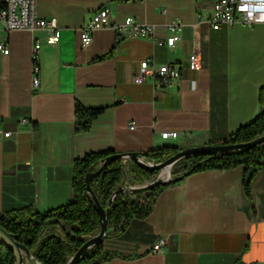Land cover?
Here are the masks:
<instances>
[{
	"label": "crops",
	"instance_id": "0c3cea01",
	"mask_svg": "<svg viewBox=\"0 0 264 264\" xmlns=\"http://www.w3.org/2000/svg\"><path fill=\"white\" fill-rule=\"evenodd\" d=\"M213 2L37 0V16L57 21L60 39L52 45L44 29L31 34L0 24V42L9 47L8 54L0 52V212L67 204L74 160L89 153L220 144L253 121L264 85V22L214 29L208 20ZM105 5L110 24L81 47L79 28ZM128 16L154 24L161 38L179 20L181 38L169 48L121 37L112 24ZM33 39L42 43L36 90L30 84ZM192 54L199 69L190 68ZM147 58L176 65L179 76L162 88L150 77L133 82ZM77 104L102 108L86 130L76 128ZM166 130L179 136L163 138ZM248 175L243 165L186 175L163 190L148 216L133 217L123 232L103 239L112 256L102 264H264V165L250 195L243 185ZM160 237L165 246L155 251Z\"/></svg>",
	"mask_w": 264,
	"mask_h": 264
},
{
	"label": "trees",
	"instance_id": "16d2710c",
	"mask_svg": "<svg viewBox=\"0 0 264 264\" xmlns=\"http://www.w3.org/2000/svg\"><path fill=\"white\" fill-rule=\"evenodd\" d=\"M261 110L250 123L239 127L220 144L244 143L264 134V85L259 90ZM102 108H85L76 106L77 130L88 129L91 121L101 113ZM178 152L177 147L166 146L139 152L145 159L161 162ZM112 150L93 152L73 163V199L62 206L47 211H37L32 206H23L0 212V226L16 241L30 250L33 258L41 264H66L68 256L74 254L100 228V215L92 196L86 190V174L95 171L100 161ZM243 165L249 175L244 178L245 191L250 195V186L261 167L264 165V142L236 151L222 154L199 152L186 155L177 160L174 166L178 173L172 180L159 183L142 192H120L110 202L123 175L121 158L111 160L100 174L92 179L90 186L96 194L101 206L108 212L107 236L121 233L133 217L144 218L153 210L158 196L168 186L178 182L186 175L210 168H232ZM130 171L136 179L154 180L158 170H145L133 161ZM112 254L105 251L102 242L92 245L78 264H102ZM13 252L0 242V264H14Z\"/></svg>",
	"mask_w": 264,
	"mask_h": 264
},
{
	"label": "built area",
	"instance_id": "2783aa9c",
	"mask_svg": "<svg viewBox=\"0 0 264 264\" xmlns=\"http://www.w3.org/2000/svg\"><path fill=\"white\" fill-rule=\"evenodd\" d=\"M37 0H0V24L6 31H27L31 34L35 30L47 31L46 44H56L59 39L58 25L54 17L49 19L39 18L36 13ZM109 6L105 5L93 12L91 18L79 28L81 47H87L92 42V33L101 27L110 24ZM212 28L218 29L222 24L229 27L236 23L253 26L264 22V0H214L212 11L208 18ZM182 22L172 20L168 24V35L165 38L158 36L154 24L142 23L128 16L120 23H113L112 28L121 37H136L149 40L153 45L167 46L173 48L180 40ZM42 43L33 39L30 53V84L31 90H36L40 84V65L38 62L39 51ZM0 52L9 53V47L5 42H0ZM190 68L199 69L200 65L195 54L190 55ZM179 76V69L174 64L154 63L152 58L143 60L140 70L133 75V82L143 83L150 77L156 88L170 86L173 79ZM10 132H5L9 136ZM163 138H177L178 131H163ZM130 160L126 161V166ZM127 170V168H126ZM127 184V181H126ZM133 186V185H132ZM165 246V238L160 237L154 244L155 251H161Z\"/></svg>",
	"mask_w": 264,
	"mask_h": 264
},
{
	"label": "water",
	"instance_id": "95a60500",
	"mask_svg": "<svg viewBox=\"0 0 264 264\" xmlns=\"http://www.w3.org/2000/svg\"><path fill=\"white\" fill-rule=\"evenodd\" d=\"M264 142V134L261 136H258L254 138L253 140H250L248 142L244 143H236V144H203L199 146H190L186 147L184 149L179 150L175 154L171 155L167 159L161 161V162H153L145 159L142 157L139 152L131 151V152H124V153H115L113 155H109L106 158L102 159L95 171L89 172L86 174L85 180H86V190L89 192L92 196V200L94 201L96 208L100 215V228L99 231L89 237L84 244L74 253L72 254L66 264H78V262L84 257L86 251L88 248H90L92 245L102 242L103 239L107 236L108 233V212L106 209H104L96 194L93 192L90 182L94 177H96L98 174L102 172V170L107 166V164L116 158H121L122 165H123V173L124 178L126 177V161L130 160L136 163L138 166L145 170H158V176L153 181L141 185V186H127L123 181L121 182V187L117 188L110 199V202L113 200V198L120 192H142L146 189H149L150 187H153L159 183H167L172 180V177L169 173L168 177L166 179H161V174L163 172V169L165 167H169L171 169V166L175 164L177 160L180 158L194 154L199 152H207V153H213V154H222L224 152L228 151H236V150H243L247 148H251L258 143ZM0 242L5 244L14 254L15 256V262L14 264H25L28 259L32 260V264H41L37 260L33 258L32 253L27 248L26 245L16 241L12 236H10L7 231L0 226Z\"/></svg>",
	"mask_w": 264,
	"mask_h": 264
},
{
	"label": "rangeland",
	"instance_id": "374dc122",
	"mask_svg": "<svg viewBox=\"0 0 264 264\" xmlns=\"http://www.w3.org/2000/svg\"><path fill=\"white\" fill-rule=\"evenodd\" d=\"M177 170V168L174 166V165H172L171 166V169H170V175H171V177H172V175H174V173L176 172V173H178L179 171H176ZM126 177L124 178V173H123V175H122V179H121V181H120V183H119V185H118V187L117 188H119V187H121V182L123 181V178H124V183L126 184V181H127V186H141V185H145V184H147V183H149V182H151V181H153V179L152 180H144L143 178H139V179H136L135 177H133L131 174H132V172L130 171V169H127V171H126ZM158 176V175H157ZM157 176L154 178V179H156L157 178ZM167 178V176H165V175H162L161 174V179H166ZM132 179L135 181V182H139V183H135V182H132ZM127 192H129V191H127ZM89 238V237H88ZM25 264H32V260L31 259H28L27 261H26V263Z\"/></svg>",
	"mask_w": 264,
	"mask_h": 264
},
{
	"label": "bare ground",
	"instance_id": "6f19581e",
	"mask_svg": "<svg viewBox=\"0 0 264 264\" xmlns=\"http://www.w3.org/2000/svg\"><path fill=\"white\" fill-rule=\"evenodd\" d=\"M169 173H170V168L169 167H165L163 169L162 175H165V176L168 177Z\"/></svg>",
	"mask_w": 264,
	"mask_h": 264
}]
</instances>
